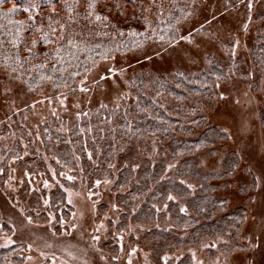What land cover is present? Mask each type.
I'll return each instance as SVG.
<instances>
[{
	"label": "trees",
	"instance_id": "1",
	"mask_svg": "<svg viewBox=\"0 0 264 264\" xmlns=\"http://www.w3.org/2000/svg\"><path fill=\"white\" fill-rule=\"evenodd\" d=\"M203 4L204 0H0V73L16 80L32 94L44 87L53 94L73 89L77 80L102 58L173 43L178 38L179 26L192 19ZM222 8L226 12L240 8L244 12L252 11L255 27L247 50L248 70L242 65L246 64V58L237 53L224 60L209 55L208 68L192 74L182 71L172 76L136 74L130 80L135 96L130 106L101 108L83 116L66 131L58 120L41 127L40 145L56 159L57 174L65 167L78 174L75 168H79L90 182L110 178L112 169L116 168V189L129 186L122 202L128 208L131 203L127 200L139 206L145 218L135 219L136 223L159 224L150 233L163 237L162 250L174 244L170 237L173 235L161 223L166 212L157 214L154 208L161 207L172 187L186 190L174 181L184 169L163 178L166 162L151 165L146 160L134 170L137 148L146 147L148 140H158L161 148L168 151L170 161L195 163V157L214 149L224 133L210 123L205 113L209 103L219 98L223 83L234 77L254 76L253 87L261 89L264 98V0H224ZM225 46L232 52L233 42ZM259 119L264 124V99ZM31 137L21 125L0 130V142L10 141V147L0 144V184L10 171L11 158L16 159L20 170L49 174L41 154L34 148H29L31 159L22 157L24 151L19 138L30 143ZM227 165L221 176L232 174L235 159L229 158ZM191 168L199 177L195 168ZM62 183L66 185L67 181ZM62 187L57 185L47 193L48 211L37 216L31 210L41 207L46 191L34 193L29 198L31 209L27 213L34 221H46L47 213H51L50 227L58 234L67 229L61 222H68L72 213ZM205 189L185 200L188 213L180 212L178 206L171 209L174 225L189 227L185 244L223 233L228 226L234 227L233 238H236L246 216L244 206L226 211L227 200L212 196L209 192L213 186ZM203 200H206L204 208ZM218 212L222 213L215 215ZM10 232L7 224L0 223V238ZM233 243L235 249L242 248L241 243ZM22 263L17 246L0 247V264ZM180 264H189L187 258Z\"/></svg>",
	"mask_w": 264,
	"mask_h": 264
},
{
	"label": "rangeland",
	"instance_id": "2",
	"mask_svg": "<svg viewBox=\"0 0 264 264\" xmlns=\"http://www.w3.org/2000/svg\"><path fill=\"white\" fill-rule=\"evenodd\" d=\"M223 1L204 0L192 19L179 26L177 40L166 47H147L98 60L73 89L53 94L44 87L32 94L16 80L0 73V130L8 126L25 127L32 139L28 143L19 138L24 151L22 157L31 159L29 148H34L49 172L30 173L16 167V159L9 160L10 171L0 184V223L7 224L11 232L0 238V247L17 246L22 264H180L184 258L189 264H264V124L259 119L264 98L261 89L253 87L254 76L234 77L223 83L219 98L205 108L210 123L225 134L218 138L214 149L198 154L195 163L170 161L168 151L161 148L158 140H148L146 147L137 148L134 170L146 160L151 165L166 162L163 178L184 169L174 181L186 190L172 187L161 207L154 208L156 213L166 212L161 223L174 236H170L174 244L165 250L161 249L163 237L150 233L159 224L136 223L135 219L145 218L139 206L133 200L126 201L131 203L130 208L122 202L129 186L116 189L115 167L110 178L90 182L79 168H75L78 174L69 167L57 174L56 159L40 145L41 127L54 120L66 131L83 116L101 108L133 104L135 96L130 80L136 74L172 76L176 71L192 74L208 68L209 55L224 60L237 53L246 58V64L242 65L248 70L247 50L255 27L252 11L244 12L240 8L226 12ZM230 41L232 52L225 46ZM0 144L10 147L6 139ZM229 158L236 161L234 170L221 176L227 171ZM65 180L67 184L63 185ZM57 185L63 186L65 201L72 211L69 221L61 222L67 229L59 234L50 227L51 213H47L46 221H34L27 216L31 209L29 198L46 191L41 207L31 210L37 216L47 210V193ZM210 185L212 196L227 200L226 211L242 205L247 208L246 216L236 238H233L234 227L228 226L223 233L185 244L189 227L175 226L171 209L178 206L180 212L188 213L185 200ZM202 206H206V200ZM234 241L241 243L242 248L235 249Z\"/></svg>",
	"mask_w": 264,
	"mask_h": 264
}]
</instances>
